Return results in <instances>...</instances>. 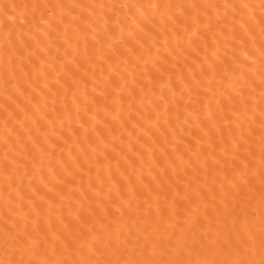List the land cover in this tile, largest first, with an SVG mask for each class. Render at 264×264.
Returning <instances> with one entry per match:
<instances>
[{
  "label": "snow or ice",
  "instance_id": "obj_1",
  "mask_svg": "<svg viewBox=\"0 0 264 264\" xmlns=\"http://www.w3.org/2000/svg\"><path fill=\"white\" fill-rule=\"evenodd\" d=\"M0 264H264V0H0Z\"/></svg>",
  "mask_w": 264,
  "mask_h": 264
}]
</instances>
